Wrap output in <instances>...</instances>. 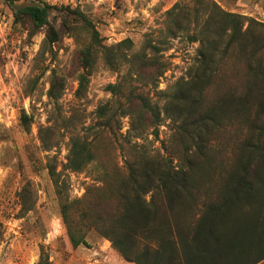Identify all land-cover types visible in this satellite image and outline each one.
<instances>
[{
    "label": "trees",
    "instance_id": "obj_1",
    "mask_svg": "<svg viewBox=\"0 0 264 264\" xmlns=\"http://www.w3.org/2000/svg\"><path fill=\"white\" fill-rule=\"evenodd\" d=\"M8 1L14 5L17 0ZM36 1L14 5L16 20L28 18L36 28L49 26L47 41L52 45L59 38L50 22L52 10L74 13L80 30L90 34L89 45L81 50L84 68L93 65L94 52L100 50L109 67L128 64V75L146 84L157 85L167 70L162 52L169 48L168 40L147 38L135 51L129 37L108 45L81 10ZM197 2L193 12L178 4L168 11L169 35L189 33L193 20L202 27L189 33L191 41H200L195 69L188 79L177 80L170 92L162 93L163 107L134 86L125 92L121 83L108 85L120 99L97 108L98 125L111 133L126 159L123 169L103 166L100 184L88 187L81 198L62 203V220L73 246H79L93 229L135 264H258L264 260V21L227 11L214 0ZM87 83L88 77L80 75L79 90ZM63 88L53 81L48 94L58 98ZM252 108L258 127L244 144L239 165L217 200L206 205L190 225L185 216L198 188L191 174L196 157L204 153L212 128L225 112ZM162 112L173 125L164 154L135 140L144 138L149 127L158 136ZM125 116L130 127L123 134L119 130ZM21 119L28 131L31 116L23 112ZM97 134L93 139H71L65 169L81 172L97 159ZM50 174L62 194L55 167ZM37 264H51L49 255L42 253Z\"/></svg>",
    "mask_w": 264,
    "mask_h": 264
},
{
    "label": "rangeland",
    "instance_id": "obj_2",
    "mask_svg": "<svg viewBox=\"0 0 264 264\" xmlns=\"http://www.w3.org/2000/svg\"><path fill=\"white\" fill-rule=\"evenodd\" d=\"M33 1L17 0L14 5ZM43 1L84 12L108 45L129 37L135 51L147 38L168 40L169 48L162 52L167 70L157 85L146 84L128 75V64L118 69L109 67L100 50L94 52L93 65L84 68L81 50L89 45L90 34L80 30L74 13L52 10L50 22L59 38L50 45L49 26L36 28L28 18L16 20L15 6L0 0V264H37L42 253L49 255L51 264H135L122 258L111 242L93 229L79 246H73L61 205L66 199L81 198L88 187L100 184L103 166L124 168L126 154L111 133L98 125L97 108L120 99L109 90V84L121 83L125 92L134 86L153 104L163 107L162 93L170 92L177 80L189 78L198 62L200 46L199 40H190L189 33L199 31L202 23L193 20L189 33L169 35L168 11L178 4L185 12H193L198 0ZM214 1L227 11L264 21V0ZM70 25L75 26L71 29ZM240 70L237 68L242 73ZM82 74L88 77V83L79 90ZM53 81L64 85L58 98L48 94ZM23 112L31 116L28 131L21 119ZM161 117L157 137L154 127H149L144 138L135 140L164 154L172 140L173 125L164 112ZM121 122L119 132L125 134L130 127L129 116L122 117ZM257 127L255 108L225 112L215 123L204 153L196 157L191 169L198 188L194 190L195 203L185 216L190 225L197 222L206 205L217 200ZM96 134L97 159L81 172L65 169L71 139H93ZM52 166L59 175L62 194L50 174ZM258 264H264V260Z\"/></svg>",
    "mask_w": 264,
    "mask_h": 264
}]
</instances>
